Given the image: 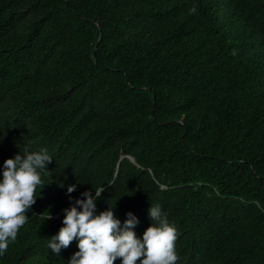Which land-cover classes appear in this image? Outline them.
I'll list each match as a JSON object with an SVG mask.
<instances>
[{"label":"trees","instance_id":"trees-1","mask_svg":"<svg viewBox=\"0 0 264 264\" xmlns=\"http://www.w3.org/2000/svg\"><path fill=\"white\" fill-rule=\"evenodd\" d=\"M42 147L0 264H67L48 241L97 187L141 237L159 204L176 264H264V0H0V173Z\"/></svg>","mask_w":264,"mask_h":264},{"label":"clouds","instance_id":"clouds-1","mask_svg":"<svg viewBox=\"0 0 264 264\" xmlns=\"http://www.w3.org/2000/svg\"><path fill=\"white\" fill-rule=\"evenodd\" d=\"M190 11L196 12L197 5L193 4ZM52 160L46 147L36 151L25 148L23 153L5 159L0 173V255L16 240L19 229L29 219L28 210L37 199V186L43 183L42 175ZM77 187V183H69L68 193ZM103 188H94V193L86 189L79 197H69L74 202L64 208L63 224L48 241L50 249L60 254L62 248L77 240L78 250L67 264H114L117 258H121L119 264H176L178 229L168 213L159 204L151 203L152 223L141 237L136 232L139 217L133 211L129 210L122 221L110 202L107 208L97 210Z\"/></svg>","mask_w":264,"mask_h":264},{"label":"water","instance_id":"water-1","mask_svg":"<svg viewBox=\"0 0 264 264\" xmlns=\"http://www.w3.org/2000/svg\"><path fill=\"white\" fill-rule=\"evenodd\" d=\"M94 52H96V49L94 50ZM131 161H132V162H135V160H134L133 158H131Z\"/></svg>","mask_w":264,"mask_h":264}]
</instances>
